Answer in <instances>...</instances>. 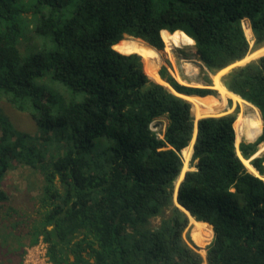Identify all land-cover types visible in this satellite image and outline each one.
<instances>
[{
  "label": "trees",
  "instance_id": "1",
  "mask_svg": "<svg viewBox=\"0 0 264 264\" xmlns=\"http://www.w3.org/2000/svg\"><path fill=\"white\" fill-rule=\"evenodd\" d=\"M26 15L53 50L20 55ZM179 32L205 68L204 88L180 85L149 54ZM261 47L264 0H0V102L53 131L29 140L0 118V230L22 224L28 247L41 240L52 264H202L174 195L194 117L220 111L197 122L176 202L210 233L206 264H264V182L237 154L248 161L264 147V56L219 79L258 112L254 143L237 145L239 110L225 113L231 100L216 97L210 77ZM46 74L67 98L32 84ZM160 118L162 138L151 130ZM249 164L263 175L264 157ZM13 166L41 176L37 220L6 207Z\"/></svg>",
  "mask_w": 264,
  "mask_h": 264
},
{
  "label": "rangeland",
  "instance_id": "2",
  "mask_svg": "<svg viewBox=\"0 0 264 264\" xmlns=\"http://www.w3.org/2000/svg\"><path fill=\"white\" fill-rule=\"evenodd\" d=\"M69 11H71V6L67 10H65V12L67 13H69ZM36 19L37 17L33 15H26L20 18L21 32L19 36L18 47H19L20 55L22 57H28L40 53L42 51H51L54 49V45L52 43H50L48 40H44L43 38L38 37L35 33L32 32V28L36 23ZM242 27L244 30V34L246 36L247 35L246 30H249L247 22H242ZM246 38L248 39V41L250 42V46L252 47L253 36L250 39L247 36ZM172 44L174 48L170 50V55L168 52L166 53L165 51H157L158 56L160 58L159 69L161 67L166 68L169 75L172 76L175 80H176L175 76L178 75L185 82L202 83V77H203V73L205 72V68L201 63V61L199 60L198 55L196 54V50L193 42L192 45H184V44L175 45L174 42L172 41ZM262 48L263 47H261L258 50L250 52L247 55L246 59L252 56L258 57L261 54L262 56H264V49L262 50ZM262 56H259L258 58ZM258 58L255 57V59L252 60L256 61ZM228 72L229 71H225L224 74H221V72L217 73L216 81H214L212 79V76H210L213 82V86L211 88L216 91L217 98H219V94L223 97L228 96L226 94L221 93L220 90L216 88L217 84H220L219 79L221 81V78ZM32 84L42 89L45 93L52 94L57 98L60 99L67 98L65 89L61 85L56 84V82L52 81L50 74H46L41 78L33 80ZM227 99L229 98H226V100ZM230 100H231V105H230L231 107L227 103L225 107L226 108L225 113H232L236 108H238L240 112V107H239L240 105L234 103L232 101V98ZM219 112L220 111H218V113H209L205 115L201 114V116L202 117L219 116L222 115L220 113L224 114V112H220V113ZM239 115L240 113H238V117ZM0 118L8 121L12 125V127L18 130L19 132L27 134L29 136V140L30 139L35 140V138L38 137H45L53 132V131H48V129L45 126L33 120L28 113L19 112L4 101L0 102ZM194 120H196L195 117ZM166 124L167 121L165 118L157 119L152 124V127H155L153 128V131L156 132L160 138H162L161 135L165 130ZM236 124H238V120ZM240 142H244V139L238 137L237 145ZM245 143H250V142H245ZM259 148L260 145L258 146L257 151ZM238 151L239 150H237V153ZM263 157L264 155H260L257 158H263ZM182 160H183V168H182L183 173L193 170L190 162L191 158L188 159L187 161H185L184 159ZM249 162L250 160H248V163ZM42 184L43 181L41 179L40 174L33 171L29 167L13 166L8 171L2 183L3 190L10 195V201L7 203L6 207L9 206L11 208H14L17 211H20L21 213L25 214L29 218H33L34 220L39 219L40 213L38 212V206H37L38 195H39L38 190L40 189ZM159 221H160V217L153 219L152 223L154 226H157L159 224ZM193 224L194 223H191L190 221L188 230L186 231V232L189 231L192 240L193 237L191 230ZM24 228L25 226L23 227L22 224H20L19 227L14 229H9V230L7 229V231H3V232L0 230V264H24L25 261L27 260L31 261L36 256V252L34 248L37 246L28 247L29 246L28 239L24 238L21 235V233H24ZM210 242L206 245V247L210 244ZM195 246L198 248V252H199L200 248L196 244ZM204 250L206 251V248Z\"/></svg>",
  "mask_w": 264,
  "mask_h": 264
},
{
  "label": "bare ground",
  "instance_id": "3",
  "mask_svg": "<svg viewBox=\"0 0 264 264\" xmlns=\"http://www.w3.org/2000/svg\"><path fill=\"white\" fill-rule=\"evenodd\" d=\"M246 29V28H245ZM246 33H247V37L250 39L252 38V33L249 31V30H246ZM162 38H163V42H164V51L167 53H169L170 55V50L173 47V44H172V41L174 42L175 45L177 44H181V45H192V41L191 39H189L188 37H186L183 33L179 32V33H176L175 35L173 36H169L167 35L166 33H163L162 34ZM133 47H136V45L133 43L132 44ZM264 49V47L262 48V50ZM172 53V52H171ZM151 56H153L156 60H159V56H158V53L157 52H151L149 53ZM161 55V54H159ZM168 55V54H167ZM169 57V56H168ZM255 57L257 58V56H252L250 58H247L245 57V59L242 61V62H238V63H235V65L237 64H244L245 62L249 61V60H252V59H255ZM164 58V57H163ZM170 59V58H168ZM186 64V63H185ZM234 65V64H233ZM186 66V65H185ZM194 68V67H193ZM174 70V69H173ZM227 69L221 71V74H223ZM177 71V69H176ZM175 74V73H174ZM177 82L183 86H189V87H196V88H204V86L202 85L203 83H188V82H185L184 80H182L178 75L175 76ZM212 79L214 81L217 80V75H213L212 76ZM160 80V79H159ZM163 82V81H162ZM164 83V82H163ZM165 84V83H164ZM163 84V85H164ZM167 85V84H166ZM222 85V84H221ZM165 86V85H164ZM223 86V85H222ZM217 89L220 90L221 93L223 94H226L228 95L227 97L229 99L232 98V101L236 104H239L240 106V115L238 117V124H235V130L237 132V136L238 137H241L244 139V142H252L255 140V138L257 137L258 135V132H259V129H260V119H259V115H258V112L256 111V109L251 106L250 104H248L247 102L235 97V96H232L230 95L229 93H227L225 91L224 88H222L219 84H217ZM169 90V89H168ZM170 91V90H169ZM171 92V91H170ZM192 114L194 116V108H193V111H192ZM200 118V117H197L195 121H197V119ZM195 129V128H194ZM196 130V129H195ZM196 132V131H195ZM195 134V133H194ZM193 140L190 142V145L186 148H184L182 151H181V156L182 158L187 161L189 159V156H190V153H191V150H192V146H193ZM264 147L263 146H260V148L258 149V151L250 158V160H253L257 157H259L260 155H264ZM238 156L243 159L241 157V154L240 152L238 151ZM258 159V158H257ZM243 163L245 166L248 167V169L252 171V169L250 168V165L248 163L247 160H244L243 159ZM263 170H264V166H263ZM255 175H258L257 173L253 172ZM183 171L180 175V178H179V181H178V184L180 182V180L182 179V176H183ZM259 176V175H258ZM259 178L264 182V173L263 175L259 176ZM177 184V186H178ZM177 189V187H176ZM180 208V207H179ZM182 209V208H181ZM190 218V221L191 223H194L193 224V227H192V237H193V240L195 241V244L200 248L199 250V253L201 254V256L204 258V263L203 264H206L205 263V248H206V245L210 242V233L209 231H207L206 229H203L200 224H198L193 218ZM193 241V242H194Z\"/></svg>",
  "mask_w": 264,
  "mask_h": 264
},
{
  "label": "built area",
  "instance_id": "4",
  "mask_svg": "<svg viewBox=\"0 0 264 264\" xmlns=\"http://www.w3.org/2000/svg\"><path fill=\"white\" fill-rule=\"evenodd\" d=\"M35 246H37V247H35ZM35 246H33V247H35L34 249L36 252V256L31 261H28V260L25 261L24 264H52L46 255V252H47L46 244L40 240L39 243ZM203 263H204V261H203ZM205 263H206V260H205Z\"/></svg>",
  "mask_w": 264,
  "mask_h": 264
},
{
  "label": "water",
  "instance_id": "5",
  "mask_svg": "<svg viewBox=\"0 0 264 264\" xmlns=\"http://www.w3.org/2000/svg\"><path fill=\"white\" fill-rule=\"evenodd\" d=\"M243 61V60H242ZM242 61H240V62H242ZM255 60H252V61H249V62H247V63H244V64H237V65H231L230 67H228L227 68V70L226 71H232V70H234V69H236V68H240V67H244V66H246L247 64H249L250 62H254ZM164 82V81H163ZM165 83V82H164ZM165 84H167V83H165ZM168 85V84H167ZM203 86H205L204 84H202ZM169 86V85H168ZM171 88V87H170ZM225 88V87H224ZM168 89V88H167ZM171 90H173V89H171ZM175 92V91H174ZM173 93V92H172ZM178 94V93H177ZM208 117V116H207ZM198 120L199 119H197V121H195V131H197V122H198ZM153 128H155V127H152V125H151V130L153 131ZM261 134V133H260ZM260 134H259V136H260ZM195 135H196V132H195V134L193 135V138H192V140L193 141H195ZM258 136V137H259ZM257 137V138H258ZM257 138L254 140V141H252V142H250V143H254L256 140H257ZM194 143V142H193ZM242 161H243V159H241ZM251 173H253V172H251ZM254 174V173H253ZM258 174V173H257ZM255 175V174H254ZM184 176H185V173L183 174V176H182V179L180 180V182H179V184H178V186H177V189H176V191H175V195H174V204L179 208L180 206L177 204V202H176V196H177V192H178V188H179V185H180V183L182 182V180L184 179ZM255 176H257V177H259L258 175H255ZM180 208H182V207H180ZM179 208V209H180ZM181 211H183L187 216H190L189 214H188V212L187 211H185L183 208L182 209H180Z\"/></svg>",
  "mask_w": 264,
  "mask_h": 264
},
{
  "label": "crops",
  "instance_id": "6",
  "mask_svg": "<svg viewBox=\"0 0 264 264\" xmlns=\"http://www.w3.org/2000/svg\"><path fill=\"white\" fill-rule=\"evenodd\" d=\"M184 99V98H183ZM185 101H187L186 99H184ZM188 102V101H187ZM203 118V117H202Z\"/></svg>",
  "mask_w": 264,
  "mask_h": 264
}]
</instances>
